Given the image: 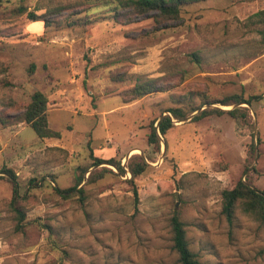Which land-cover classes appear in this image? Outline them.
Instances as JSON below:
<instances>
[{"label":"rangeland","instance_id":"obj_1","mask_svg":"<svg viewBox=\"0 0 264 264\" xmlns=\"http://www.w3.org/2000/svg\"><path fill=\"white\" fill-rule=\"evenodd\" d=\"M19 4L0 5V264H181L175 213L200 264H264V227L241 209L232 223L222 213V192L241 178L264 190V0H193L162 29L114 18L119 0H26L15 15ZM147 81L157 90L126 103ZM37 91L59 138L6 122ZM233 95L252 104H222ZM238 107L249 116L192 121ZM171 108L188 116L159 151L150 126ZM139 157L149 167L132 182ZM4 167L18 176L15 206ZM79 182L84 202L54 190Z\"/></svg>","mask_w":264,"mask_h":264},{"label":"trees","instance_id":"obj_2","mask_svg":"<svg viewBox=\"0 0 264 264\" xmlns=\"http://www.w3.org/2000/svg\"><path fill=\"white\" fill-rule=\"evenodd\" d=\"M5 0H0V5ZM10 1V0H6ZM26 0H20V4L17 8L15 15L25 14L27 12L24 2ZM193 2V0H119L118 6L115 7L114 18H119L121 20L133 21L136 18H151L153 19L155 25L154 28L162 29L166 28L169 23L178 21L181 19L182 8L185 4ZM27 16L33 20H38V16L33 12H29ZM45 24H49V20L45 19ZM198 59L197 55H193ZM34 66L31 67V73H33ZM157 84L155 81H147L143 83H137L130 91L126 94V103L133 102L141 97L151 94L157 90ZM255 99H261V96L253 97ZM253 99L245 100L241 96L233 95L226 97L222 102L224 105L228 104H252ZM232 102V103H230ZM209 102H206L207 104ZM48 96L37 91L32 95L31 102L23 110L20 115L12 119L6 120V122H15V124L25 122L27 123L41 139L45 138H59L60 133L51 128L48 116ZM204 105H200L197 108H193L191 113H194L198 109L202 108ZM170 115H165L158 121V126L155 124L157 121L153 122L150 126V133L148 135L149 144L153 145L159 151L161 150V137L164 138L166 142V151L168 150V143L166 141L168 132L175 127V120L182 121L188 115L181 108H171L168 110ZM227 114L233 118H246L249 116L248 109L245 107H238L229 111H223L219 109H203L201 112L196 114L192 121H200L206 117L212 115H223ZM251 151L256 152V145L253 142L251 144ZM140 158L139 163H129L128 169L131 172V181L134 182L140 175H142L149 165L146 161ZM109 163L115 165L121 174L125 173V168L122 167L120 163H116L114 160L104 161L97 159L95 164ZM3 172L8 175L9 181L12 185L13 197L12 206H15L17 200L20 199V184L18 182V176L16 173L7 167H4ZM248 168L245 169V173ZM2 172V173H3ZM54 182V181H53ZM90 183L95 182L92 177L89 179ZM81 186V182L77 183L74 187L68 189H61L58 186L54 187L56 193L64 198H71L74 195H78L81 202L86 199V191L84 186ZM135 196L138 195L137 190L134 192ZM241 209L245 214L255 218L261 226L264 227V190H257L254 188L249 181L243 180L241 178L237 184L232 189H226L222 192V213L226 216L227 220L232 223L235 218L236 211ZM16 213L20 216V220L17 225V229H22V221L24 220V213L15 207ZM171 227L173 233V248L179 255V261L181 264H200V261L195 253L192 252L186 233V224L181 220L179 213H175L171 218Z\"/></svg>","mask_w":264,"mask_h":264},{"label":"water","instance_id":"obj_3","mask_svg":"<svg viewBox=\"0 0 264 264\" xmlns=\"http://www.w3.org/2000/svg\"><path fill=\"white\" fill-rule=\"evenodd\" d=\"M163 117V116H162ZM161 117V118H162ZM159 122V121H158ZM156 126H158V123L156 124ZM165 150H166V145L164 144V152H165Z\"/></svg>","mask_w":264,"mask_h":264}]
</instances>
